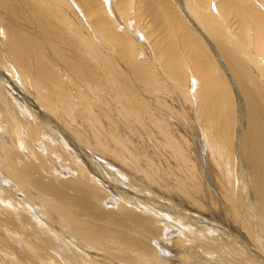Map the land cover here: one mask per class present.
<instances>
[{
    "label": "bare ground",
    "instance_id": "bare-ground-1",
    "mask_svg": "<svg viewBox=\"0 0 264 264\" xmlns=\"http://www.w3.org/2000/svg\"><path fill=\"white\" fill-rule=\"evenodd\" d=\"M0 264H264V0H0Z\"/></svg>",
    "mask_w": 264,
    "mask_h": 264
}]
</instances>
